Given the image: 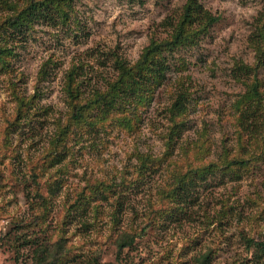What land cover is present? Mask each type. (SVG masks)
Returning a JSON list of instances; mask_svg holds the SVG:
<instances>
[{
	"label": "rangeland",
	"instance_id": "1",
	"mask_svg": "<svg viewBox=\"0 0 264 264\" xmlns=\"http://www.w3.org/2000/svg\"><path fill=\"white\" fill-rule=\"evenodd\" d=\"M194 1L219 20L194 42L155 55L165 75L142 81L143 103L120 99L131 118L139 116L134 127L120 125L113 112L104 124L76 130L54 159L57 120L67 114L68 69L83 64L86 85L105 89L118 74L117 58L136 64L153 40L169 36V21L178 22L188 0H73L66 20L58 13L55 19L29 15L20 25L9 18L30 0H0V26L7 21L0 41L12 52L0 64L1 146L10 128V149L0 165L6 180L0 191V264H33L38 245L60 236L68 250L62 264H197L206 252L209 264H264L247 242L264 241V138L244 134L240 142L232 109L247 79H239L236 64L256 62L250 39L264 0ZM43 68L48 73L41 77ZM258 74L264 90V65ZM181 88L191 95L186 126L163 157L169 148L167 107ZM17 95L36 99L26 117L11 125ZM203 135L210 152L197 162V156L186 155L194 149L186 141ZM225 146L251 158L246 167L222 166ZM136 152L163 160L133 185L120 186L123 174L136 176ZM187 161H213L217 167L189 181L178 200L169 191L184 177ZM34 165L44 181L55 174L44 205L25 188ZM103 178L118 187H86ZM122 231L135 233L136 243L120 252Z\"/></svg>",
	"mask_w": 264,
	"mask_h": 264
},
{
	"label": "trees",
	"instance_id": "2",
	"mask_svg": "<svg viewBox=\"0 0 264 264\" xmlns=\"http://www.w3.org/2000/svg\"><path fill=\"white\" fill-rule=\"evenodd\" d=\"M73 0H30L26 8L15 16L9 18L11 25L24 24L29 15L44 17H50L55 19L56 13L62 15L63 19L69 18V8ZM219 20V16L212 14L210 11L204 9L202 5H199L194 0H188L185 4L182 16L178 22L169 21V25L173 28L169 36L162 40H153L143 52L141 59L134 65H128L124 60L117 58L118 74L113 80H108L107 87L103 88H89L86 85L85 68L83 64L71 66L66 74V80L64 83V91L66 94V118L62 121V118L57 120V126L54 137L52 139L54 147L51 151L54 158L64 149L66 141L71 137L76 130L87 129L88 127H95L100 123L104 124L108 121L110 115L116 117L120 123L127 128H133L134 122L139 119V116L131 118L132 112L126 105L120 104V99H130L139 104V101L143 103L144 96L138 93L142 81L149 79V81H160L164 77V68L162 67L161 58H155V55L163 52H173L176 48L183 46L187 43L194 42L202 32L206 31L210 26L215 24ZM7 21L3 20L2 26H6ZM256 31L251 35L250 43L256 50V62L254 65L246 64L244 61L238 62L237 69L239 71V79L247 76V79H242L246 85L245 92L236 100L232 106L234 111L233 121L238 128V137L241 142L244 138V134L250 135L255 140L264 138V114H260V111H264V90L262 87V81L259 78L258 69L264 65V10L257 19ZM12 52L7 47V44L0 41V64L6 65L9 61ZM48 71L44 68L41 69L40 74L46 76ZM252 77V78H248ZM249 79V80H248ZM171 103L167 107L169 124L166 128L165 137L168 139L169 148L164 153L163 157H166L170 153V150L175 147L177 142L176 137L181 136L186 126L185 115L189 111L191 95L188 93L187 88H181L179 91H173ZM134 95V98H133ZM19 99V108L17 109L15 119L10 122L11 125L20 123L22 117H26L30 104L34 103L36 96L32 95L28 98H24L20 95L16 96ZM134 100H133V99ZM129 100V101H130ZM115 115V116H114ZM10 128L5 129L6 138L0 145V165L4 162V159L8 156L10 143L8 141V135ZM263 135V138L261 137ZM259 137V138H258ZM176 140V141H175ZM68 143V142H67ZM186 143L193 145V150L186 149V155L193 154L198 158L195 160L198 162L205 154L210 152V144L206 135L197 138L196 140H188ZM185 142L181 144L183 145ZM56 156L55 158H57ZM135 157L137 162H134L133 168L136 176L133 180L127 179L126 175H122V185H133L135 181L139 180L142 175L148 172L150 169L157 168L163 157H154V155L148 152H136ZM54 158V159H55ZM49 159V158H47ZM221 159L226 169L235 167H246L250 159L248 156L238 155L232 153V150L224 147L221 153ZM50 161V159H49ZM52 161V160H51ZM194 161V162H195ZM37 165V164H36ZM36 165L31 167V175L27 187L34 190L36 199H39L41 203L47 204L50 201V190H54L52 186V180L55 174H51L48 180H43L39 175ZM216 163L209 161L203 164H195L191 161H187V170L184 172V177L178 180V185L175 186L169 195H177L178 200L182 195L183 190L186 188V184L189 181H193L194 177H202L205 173L213 171ZM217 167V165H216ZM193 173V175H192ZM190 179L186 181L187 179ZM6 186V180L4 178V170L0 166V191ZM118 187V184H112L106 179H98L96 182H89L86 186L92 192L97 190H108L112 187ZM84 187V189L86 188ZM29 193V191H28ZM167 196V194H165ZM81 197V194L80 196ZM80 199V198H79ZM36 218L35 220H38ZM136 234L128 231H122L120 237L117 240V247L121 252L127 246H133L136 241ZM249 246L256 247V257L259 259L264 258V241H256L253 239H247ZM262 250V251H261ZM68 257V250L65 246V237L60 236L55 241L48 240L45 243L38 245L33 256V264H62ZM211 259V253L206 252L196 258L197 264H209Z\"/></svg>",
	"mask_w": 264,
	"mask_h": 264
}]
</instances>
